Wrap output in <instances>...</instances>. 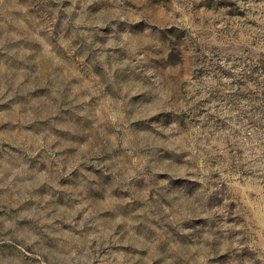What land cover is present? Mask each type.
<instances>
[{
	"label": "rangeland",
	"instance_id": "rangeland-1",
	"mask_svg": "<svg viewBox=\"0 0 264 264\" xmlns=\"http://www.w3.org/2000/svg\"><path fill=\"white\" fill-rule=\"evenodd\" d=\"M0 264H264V0H0Z\"/></svg>",
	"mask_w": 264,
	"mask_h": 264
}]
</instances>
